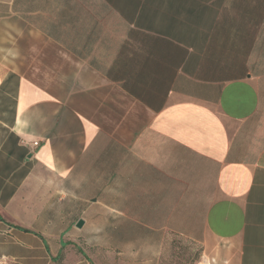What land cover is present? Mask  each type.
<instances>
[{"label":"crops","instance_id":"0c3cea01","mask_svg":"<svg viewBox=\"0 0 264 264\" xmlns=\"http://www.w3.org/2000/svg\"><path fill=\"white\" fill-rule=\"evenodd\" d=\"M176 240L264 264V0H0V264Z\"/></svg>","mask_w":264,"mask_h":264},{"label":"rangeland","instance_id":"374dc122","mask_svg":"<svg viewBox=\"0 0 264 264\" xmlns=\"http://www.w3.org/2000/svg\"><path fill=\"white\" fill-rule=\"evenodd\" d=\"M78 257L83 258L79 253ZM92 257L94 263L99 264V261H102L106 255H92ZM159 260L161 264H204V260L201 259L200 254H196L195 249L191 248L190 245H186L181 240L174 241L172 255L165 254L162 258L159 257ZM126 262L128 261L126 260Z\"/></svg>","mask_w":264,"mask_h":264},{"label":"built area","instance_id":"2783aa9c","mask_svg":"<svg viewBox=\"0 0 264 264\" xmlns=\"http://www.w3.org/2000/svg\"><path fill=\"white\" fill-rule=\"evenodd\" d=\"M33 145L34 146H38L39 145V142H34Z\"/></svg>","mask_w":264,"mask_h":264},{"label":"water","instance_id":"95a60500","mask_svg":"<svg viewBox=\"0 0 264 264\" xmlns=\"http://www.w3.org/2000/svg\"><path fill=\"white\" fill-rule=\"evenodd\" d=\"M82 224H83V223H82V222H80V223H79V226H81Z\"/></svg>","mask_w":264,"mask_h":264}]
</instances>
